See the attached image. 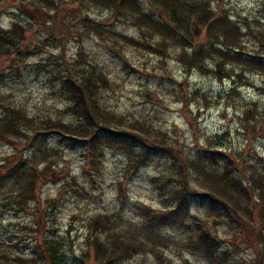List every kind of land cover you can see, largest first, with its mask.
I'll use <instances>...</instances> for the list:
<instances>
[{"label":"rangeland","instance_id":"374dc122","mask_svg":"<svg viewBox=\"0 0 264 264\" xmlns=\"http://www.w3.org/2000/svg\"><path fill=\"white\" fill-rule=\"evenodd\" d=\"M2 2L0 29L11 31L22 48L43 43L45 50L14 64L19 67L20 75L14 76L13 73V77L2 79L0 103L4 100L31 117L73 124L71 114L66 113L69 103L59 92L61 51L47 47V41L54 34L41 23L38 25L41 27L39 35L22 30L20 26L25 27L30 20H36L37 11L26 7L5 10L4 7L7 9L8 6ZM140 2L144 11L151 12L150 0ZM219 4L234 22L246 27L247 37L240 51L249 57L264 59V47L257 39L264 34V0H214L212 7ZM91 16L101 20L107 15L92 11ZM106 28L146 44L141 28L131 22H115ZM147 42L154 47L163 44L157 36ZM121 45L122 42L116 46L109 39L103 41L101 37L91 35L82 44L72 41L67 46V60H73L83 50L89 60L108 75L111 90H103L100 94L105 108L125 118L127 123L146 122L148 126L167 132L171 143L190 158L198 156L207 136H221L225 149L242 153L248 163L257 167L264 166V131H254L241 122L245 110L257 108V114L264 115L263 74L245 72L231 65L226 66L225 71L229 77L222 80L213 73L188 74L178 62L180 49L169 48L168 58L163 59L142 49L121 48ZM206 64L213 70L217 60L210 59ZM5 68H8L6 61L0 63V71ZM234 86L238 87V94H232ZM204 96L209 101L208 107ZM257 121L255 119L252 123ZM18 145L17 141L0 137V164L20 149ZM51 146L60 155L52 163L39 161V170L51 168V172L41 180L29 210L17 212L0 204V253L9 258L8 264H15V256L39 257L42 263L37 264H43L39 250L45 238L59 240L72 264H79L75 259L86 262L88 224L92 216L120 213L125 221L138 224L141 220L139 207H148L157 213L170 208V196L160 194L157 185L161 181L155 180L166 174L167 159H158L129 174L126 158L113 151L103 152L102 163L96 170L91 167L84 150L64 149L55 138L51 140ZM196 178L192 181V188L206 192L201 187L207 180ZM192 204L191 215L184 226L164 228L163 235L169 241L164 255L170 264H215L189 245L198 241L203 229L218 241V264H264V209L261 203L257 207L256 203H244L240 207L239 214L243 215L246 225L240 224L239 227L230 223L225 211L221 214L214 208L209 209L208 204L202 205L195 198ZM129 264L158 263L148 255L139 256Z\"/></svg>","mask_w":264,"mask_h":264},{"label":"trees","instance_id":"16d2710c","mask_svg":"<svg viewBox=\"0 0 264 264\" xmlns=\"http://www.w3.org/2000/svg\"><path fill=\"white\" fill-rule=\"evenodd\" d=\"M0 1L8 6L7 9L4 7L5 10L26 7L37 11L36 20L22 26L24 31L26 29L37 35L41 23L54 34L47 41V47L61 51L59 92L69 103L66 113L71 114L74 120L73 124L67 125L61 120L31 117L1 100L0 137L17 141V148H20L0 164V204L4 208L17 212L29 210L41 180L51 172V168L39 170V161L52 163L60 155L51 146V140L55 138L64 149L84 150L91 167L96 170L106 150L126 158L129 174L148 167L158 159L168 161V164L165 163L166 174L155 180L161 181L157 185L160 194L170 196V208L157 213L148 207H139L141 220L138 224L125 221L120 213L92 216L88 224L86 262L75 259L79 264H129L139 256L148 255L153 256L158 264H170L164 255L169 244L163 235L164 228L184 226L191 215L194 198L202 205L208 204L209 209L214 208L220 213L225 211L230 223L238 227L246 225L243 215L239 214L244 203H256L255 206L261 203L264 209V166L257 167L248 163L242 153L225 149L221 136H207L197 157L184 155L171 143L167 132L148 126L146 122L127 123L125 118L102 105L100 94L103 90H111L112 84L108 75L89 60L85 51L80 50L73 60L66 59L69 43L74 41L79 45L86 37L97 35L103 41L111 40L116 46L122 42L121 48L136 47L163 59L168 58L169 48L180 49L178 62L188 74L213 73L222 80L229 77L225 71L226 66L231 65L245 72L264 75V59L249 57L240 51L247 37L244 32L246 27L234 22L232 16L222 10V2L218 7H212L214 0H150L152 10L146 12L140 0ZM92 11L107 16L97 20L91 16ZM244 21L249 26L248 21ZM115 22H131L141 28L146 44L107 30L106 27ZM256 24L260 25V22L256 21ZM153 36L162 39L161 47L147 42ZM257 39L264 47V34ZM19 42L11 31L0 29V63L8 62V68L0 71V82L10 75L13 77V73L14 76L20 75L19 67L14 64L45 50L43 43L22 48ZM210 59L217 60L213 70L206 64ZM237 88L234 86L232 94H238ZM203 98L208 107V99L206 96ZM257 112V108L245 110L241 122L254 131H264V115ZM255 119L258 123L253 124ZM196 177L207 180L201 187L206 192L192 188ZM189 245L210 262L218 264L220 247L208 230L203 229L198 241ZM40 247L43 264H72L59 240L45 238ZM13 258H16L15 264L42 263L39 257ZM8 260L0 253V264H8Z\"/></svg>","mask_w":264,"mask_h":264}]
</instances>
